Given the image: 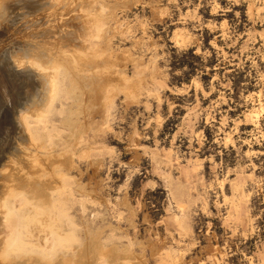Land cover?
<instances>
[{"label": "rangeland", "instance_id": "rangeland-1", "mask_svg": "<svg viewBox=\"0 0 264 264\" xmlns=\"http://www.w3.org/2000/svg\"><path fill=\"white\" fill-rule=\"evenodd\" d=\"M0 264H264V0H0Z\"/></svg>", "mask_w": 264, "mask_h": 264}]
</instances>
